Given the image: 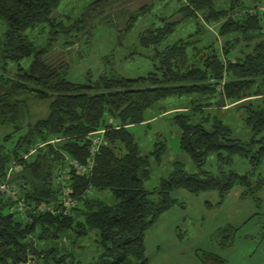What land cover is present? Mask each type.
<instances>
[{"label":"trees","instance_id":"obj_1","mask_svg":"<svg viewBox=\"0 0 264 264\" xmlns=\"http://www.w3.org/2000/svg\"><path fill=\"white\" fill-rule=\"evenodd\" d=\"M61 1L0 0V125H11L0 138V182L14 160L19 169L11 172L9 180L25 205L56 204L61 194L55 181L58 169L67 167L68 159L84 162L90 131L103 127V142L88 173L78 175L71 168L66 173L70 196L77 200L69 215L35 214L26 208L19 214L14 202L0 193V264H20L28 255L36 264L39 260L48 264L65 233L73 234L76 241L90 231L95 233L98 253L84 264H149L144 233L164 211L173 205L182 207L173 191L194 195L215 191L219 204L234 185L242 188L241 197H253L264 187V12L256 8L264 0H228L222 8L216 0H178L175 10L155 17L136 35V47L151 52L145 54L151 62L145 74L127 77L104 71L96 78L87 73L84 81L76 82L67 77L70 64L62 56L53 57L50 42L35 43L26 35L40 24L48 25V40L85 29L78 24L81 14L53 13ZM97 1L87 4L95 6ZM152 7L149 2L130 12L123 30ZM62 16L71 21L63 23ZM188 21L196 28L202 22H218L222 58L212 47L203 59L188 62L187 51L200 49L194 44L198 30L173 38L177 27ZM62 46L61 52L69 41ZM131 50L132 56L140 53ZM208 96H216L219 108L227 104L240 110L248 134L235 137L217 113L205 111L210 102L198 100ZM171 98L184 100L166 103ZM33 102L44 104L46 111L25 121ZM153 107L159 114L172 113L178 147L196 171L185 172L174 161L170 174L148 190L143 184L150 175L149 157L158 162L165 141L159 139L147 155L141 154L128 127L145 122L146 110ZM52 137L59 140L47 142ZM116 143L122 151L114 149ZM209 156L213 171L203 169ZM234 157L246 161L245 172L239 174L231 167ZM88 190L96 195L87 196ZM104 192L107 196H101ZM233 230H220L218 246L231 245ZM35 241L42 246L36 247ZM199 260L225 264L211 251H201Z\"/></svg>","mask_w":264,"mask_h":264},{"label":"rangeland","instance_id":"obj_2","mask_svg":"<svg viewBox=\"0 0 264 264\" xmlns=\"http://www.w3.org/2000/svg\"><path fill=\"white\" fill-rule=\"evenodd\" d=\"M63 1L53 13L58 17H61L62 12H67L68 16L81 14L83 21L80 20L78 24L84 25L85 29L69 34H57L53 40H48V25L40 24L28 29L26 35L35 43L50 42V48L54 50L53 57L59 59L62 56L70 64L66 74L73 82L84 81L87 73L91 78H96L104 71H116L127 77L145 74L151 67V62L145 54L151 52L136 47V35L149 21L170 13L180 3L178 0H99L95 6H92L87 4L90 0H68V3L64 4ZM180 1L186 2V0ZM218 1L223 2V0ZM149 2H152L153 7L147 11V14L137 19L130 29L124 31L125 20L129 13ZM221 3L217 5L222 7ZM256 8L264 12V1L257 3ZM60 20L65 24L71 21L64 17ZM217 25L218 22H202V26L196 28L193 22L188 21L177 27L173 33L174 39L178 36L185 38L187 33L198 30L199 40L194 44L200 49L187 51L188 62L203 59L212 47L220 56L222 39L217 36ZM65 41H69V46L61 52L58 48L62 49ZM239 45L235 46L233 53L240 48ZM132 47L141 54L132 56L130 54L133 51ZM190 99L192 98L187 97L188 101ZM215 99L216 96H208L207 99L200 98L198 102L209 101L210 103L204 107L205 111L217 113L225 124H229L235 137L246 136L248 128L242 122V112L233 109L234 105L226 104L225 107L219 108L214 102ZM182 100L184 98L180 101L171 98L166 100V103L178 104ZM156 108L146 110L145 122L128 127L141 154L147 155L153 143L159 139L165 141V151L160 160L155 162L151 156L149 157L150 175L143 184L148 190L158 187L161 178L170 174L174 161L180 162L185 172L196 171L188 155L178 147V128L172 122V113L159 114ZM29 110L30 116L25 118V121H32L34 117L42 116L46 111L44 104L36 102L32 103ZM10 130L11 125H0V138ZM5 145L10 147L9 142ZM114 149L123 150L118 143L114 145ZM231 167L239 174L248 168L246 161L237 157ZM203 169L210 171L215 169L212 156L206 158ZM238 188L234 187L219 204L215 191L199 192L196 195L182 189L173 191L171 195L182 203V207L173 205L145 230L143 243L148 263L202 264L199 260L201 251H212L223 256L225 264H264V188L258 190L253 197L242 198L238 196ZM86 194L93 197L96 192L89 190ZM101 196H107V193L104 192ZM107 201H111V198ZM225 227H233L234 230L231 232L233 240L231 245L220 247L217 244L220 240L219 234ZM64 235L65 241L62 242L60 238L56 243L61 249L59 248V251L50 257L48 264H73L75 261L84 264L95 258L98 246L95 243L94 232L90 231L76 241L73 234ZM34 244L36 247L42 246L39 241ZM61 254L66 255L61 259L59 258ZM37 264L43 263L39 260Z\"/></svg>","mask_w":264,"mask_h":264},{"label":"built area","instance_id":"obj_3","mask_svg":"<svg viewBox=\"0 0 264 264\" xmlns=\"http://www.w3.org/2000/svg\"><path fill=\"white\" fill-rule=\"evenodd\" d=\"M103 132L104 128L101 127L99 129L90 131L88 135V150L87 152L89 153L88 157L84 160V162H78L75 159H68L66 166L58 169L57 174H56V183L59 186L60 189V195L58 197V202L55 203H41L36 205L35 207H27L25 205V202H23L19 198V191L18 187L14 184L11 183L10 179V174L13 171L18 170V165L16 161L11 160L10 164L8 165V169L4 175V179L0 182V193H2L5 197L9 198L10 201H13V206L14 210L19 213L23 214L25 208L28 209L31 213H49V214H61V215H69L70 210L77 205V200L72 198L70 196V191L66 185H67V177L66 173L69 171V169H73L75 173L78 175L80 174H86L91 170V167L93 166V158L98 151L99 146L103 142ZM59 140L58 137L50 138L48 139L47 142H56ZM25 157V155H23ZM89 191V190H88ZM64 236L61 237V241L64 242ZM26 260L24 262H21L20 264H34L33 259L28 255L25 258Z\"/></svg>","mask_w":264,"mask_h":264},{"label":"crops","instance_id":"obj_4","mask_svg":"<svg viewBox=\"0 0 264 264\" xmlns=\"http://www.w3.org/2000/svg\"><path fill=\"white\" fill-rule=\"evenodd\" d=\"M227 1H228V0H223V2L221 3L220 1L216 0V6L219 7L217 4H218V3H221V4H223L222 7H224V6H226V4H227L226 2H227ZM247 1H248V0H247ZM220 6H221V5H220ZM222 7H220V8H222ZM235 158H236V157H234V159H235ZM245 171H246V170H245ZM234 187H239V186H237V185L232 186V187L230 188V190L227 192V194H226L225 196H227L228 194H230V191L233 190ZM263 188H264V187H263ZM263 188H261V189H263ZM261 189H260V190H261ZM241 191H242V188L239 187V188L237 189V193H239L238 196H239L240 198H242V197H246V196H242V197H241V193H242ZM237 193L235 192V194H237ZM196 194H197V193H196ZM192 195H194V194H192ZM108 198H109V197H108ZM223 199H224V198H223ZM222 201H223V200H222ZM91 232H93V231H91ZM211 252H212V251H211ZM214 253H215V252H214ZM216 254H217L218 256H220L218 253H216ZM220 257H221V256H220ZM221 258L224 259L223 256H222ZM224 260H225V259H224Z\"/></svg>","mask_w":264,"mask_h":264}]
</instances>
